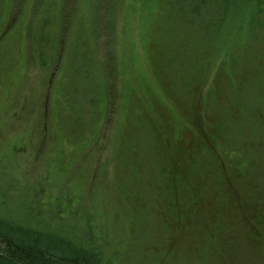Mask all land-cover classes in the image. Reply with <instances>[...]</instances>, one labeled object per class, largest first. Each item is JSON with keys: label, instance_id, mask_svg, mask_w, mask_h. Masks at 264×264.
Returning a JSON list of instances; mask_svg holds the SVG:
<instances>
[{"label": "rangeland", "instance_id": "rangeland-1", "mask_svg": "<svg viewBox=\"0 0 264 264\" xmlns=\"http://www.w3.org/2000/svg\"><path fill=\"white\" fill-rule=\"evenodd\" d=\"M167 3L0 0V214L120 264H264V4L204 37Z\"/></svg>", "mask_w": 264, "mask_h": 264}, {"label": "trees", "instance_id": "trees-1", "mask_svg": "<svg viewBox=\"0 0 264 264\" xmlns=\"http://www.w3.org/2000/svg\"><path fill=\"white\" fill-rule=\"evenodd\" d=\"M167 4L170 13L177 11L172 17L179 24L209 37L211 29L225 24L228 14L244 15L253 5L260 13L264 0H168ZM103 250L60 227L43 222L33 226L0 214V264H120Z\"/></svg>", "mask_w": 264, "mask_h": 264}]
</instances>
